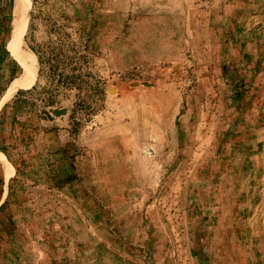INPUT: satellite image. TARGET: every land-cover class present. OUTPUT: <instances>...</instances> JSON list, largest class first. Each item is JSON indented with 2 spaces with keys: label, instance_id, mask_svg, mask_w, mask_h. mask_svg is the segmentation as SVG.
Segmentation results:
<instances>
[{
  "label": "rangeland",
  "instance_id": "1",
  "mask_svg": "<svg viewBox=\"0 0 264 264\" xmlns=\"http://www.w3.org/2000/svg\"><path fill=\"white\" fill-rule=\"evenodd\" d=\"M0 8V264H264V0H24L20 90Z\"/></svg>",
  "mask_w": 264,
  "mask_h": 264
},
{
  "label": "crops",
  "instance_id": "2",
  "mask_svg": "<svg viewBox=\"0 0 264 264\" xmlns=\"http://www.w3.org/2000/svg\"><path fill=\"white\" fill-rule=\"evenodd\" d=\"M231 54L235 59H238L239 62L242 60V46H236ZM28 77V76H27ZM253 85L258 87V79L256 78L253 81ZM247 106V105H245ZM244 111L242 105V113ZM55 112V111H54ZM60 115H55V117H60ZM185 118V117H183ZM253 123L252 119H244L242 117V127L237 128L228 127L225 129V132H228L227 141L223 144V150L226 152L229 150V169L228 174H230L231 182L236 185L238 182L245 179L247 173H258L255 167L261 168L264 165V139L261 136L260 128H254L247 131V127ZM258 135L262 137L263 142L257 141ZM90 147L95 151L93 141L90 143ZM260 173V172H259ZM240 180V181H239ZM235 187V186H234Z\"/></svg>",
  "mask_w": 264,
  "mask_h": 264
},
{
  "label": "bare ground",
  "instance_id": "3",
  "mask_svg": "<svg viewBox=\"0 0 264 264\" xmlns=\"http://www.w3.org/2000/svg\"><path fill=\"white\" fill-rule=\"evenodd\" d=\"M24 11H25L24 0H15L14 20L12 21V28L9 33L7 43H8L9 48L12 51L18 52V53H24L25 58H24V68L22 67V74L20 78L16 80L14 87L16 86V84H18L22 79L27 77L32 72L34 68V64H35V58L33 54L27 53L23 50L21 33L19 30L17 32V28H16V24L20 20V18L23 16Z\"/></svg>",
  "mask_w": 264,
  "mask_h": 264
},
{
  "label": "trees",
  "instance_id": "4",
  "mask_svg": "<svg viewBox=\"0 0 264 264\" xmlns=\"http://www.w3.org/2000/svg\"><path fill=\"white\" fill-rule=\"evenodd\" d=\"M2 11V9L0 8V12ZM39 63H41V59H39ZM36 70H37V62H36V65H35V68L33 69V71L28 75V77H30L27 81H29V82H27V83H23V85L19 88V90L20 89H28V88H30L31 86H32V84H33V80L36 78L35 77V73H36ZM49 70H51V72H52V74H55V72H56V66L55 65H53V66H50V68H49ZM63 76H65V75H60V77H63ZM35 77V78H34ZM34 78V79H33ZM67 79H69V80H73L74 79V76H68L67 77ZM33 81V82H32ZM65 85H68V82L67 83H65ZM20 92L21 91H19L18 92V94H20Z\"/></svg>",
  "mask_w": 264,
  "mask_h": 264
},
{
  "label": "water",
  "instance_id": "5",
  "mask_svg": "<svg viewBox=\"0 0 264 264\" xmlns=\"http://www.w3.org/2000/svg\"><path fill=\"white\" fill-rule=\"evenodd\" d=\"M53 114L57 116V115H60V114H64V112L55 111Z\"/></svg>",
  "mask_w": 264,
  "mask_h": 264
}]
</instances>
